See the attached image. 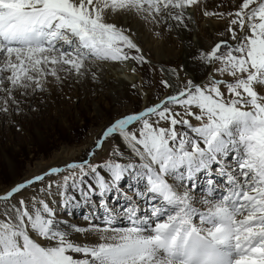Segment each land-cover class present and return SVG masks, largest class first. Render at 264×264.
I'll list each match as a JSON object with an SVG mask.
<instances>
[{"label":"snow or ice","instance_id":"1","mask_svg":"<svg viewBox=\"0 0 264 264\" xmlns=\"http://www.w3.org/2000/svg\"><path fill=\"white\" fill-rule=\"evenodd\" d=\"M221 8L0 0L5 118L41 115L38 97L98 82L113 63L147 66L148 77L131 85L135 106L97 112L82 154L0 177V264H264V0ZM118 18L156 40L190 35L198 18L223 23L169 68Z\"/></svg>","mask_w":264,"mask_h":264},{"label":"bare ground","instance_id":"2","mask_svg":"<svg viewBox=\"0 0 264 264\" xmlns=\"http://www.w3.org/2000/svg\"><path fill=\"white\" fill-rule=\"evenodd\" d=\"M221 1L223 0H219V2L215 0H206V3L208 5V8L212 10L218 3H221ZM227 2L229 3V0H227ZM198 21V26L193 29L190 35L182 34L181 38L172 36L171 39L165 37L162 40H156L146 31L141 30L138 24L128 18H118L116 22L118 24H123L126 27L129 25L133 26V31H137L139 34L145 55L150 57L153 62L157 64V67H159L160 64H164L165 67L171 68L175 67V63L177 61H183L186 52L189 50L187 47L189 40L197 43V45L203 44L206 46L216 39H214V37H216L217 32L221 30V25L223 23L211 18H198ZM133 67L137 68L135 73L131 71ZM146 68L147 66H136L130 62L123 64L113 63L108 65V70L103 73L102 79L100 81L76 84L75 87H73L75 91H66V93L68 95H71L72 99H78L79 102L66 104L63 100L65 97L63 98L61 96V98H63L62 101H59L56 104L53 103L56 106H54V109L52 108L53 111H50V113L54 112L53 114L55 122H50V119H48L49 121L47 120V124L43 123L41 127L35 126L34 128H32V134L28 133L30 138L28 137L29 141H27V149L29 151H32L34 148L37 149L39 145H44L46 143V136L49 137L53 134L58 135L60 131L64 135L67 134L68 136H71L74 130L80 128L81 124H79V122H85V120H88L91 127H93V125L97 126V129L95 130L96 134L100 130V124L103 123L102 120L97 121L94 118L98 111L102 116H106L109 111H113L115 108H119L123 105L133 107V104L135 102L133 103L134 100L129 99L133 96L131 85L133 83L139 85L142 81L148 78L145 75ZM148 75H151V73H149ZM54 91L56 90L51 91L50 95H53ZM49 105L50 104H48V106ZM89 107L91 109L90 111H88ZM82 111L87 112V119H84L81 115ZM49 117H51V114ZM2 118L3 116L0 115V120H2ZM2 134L3 132L0 127V135ZM88 134V137H84L85 139L76 144V148L72 152L71 159L78 156L81 153V150H83L86 145L91 144V141L95 138V134L92 135L91 129L88 131ZM12 145L14 153L19 150V148L15 146L16 144ZM60 159L59 161H61ZM7 166H9V169L12 172V176L17 174L12 163H9ZM47 167L41 170H46ZM41 170H38L37 173H39V171ZM78 215L79 213L77 214V216L73 217V219H80L81 216H79L78 218Z\"/></svg>","mask_w":264,"mask_h":264},{"label":"rangeland","instance_id":"3","mask_svg":"<svg viewBox=\"0 0 264 264\" xmlns=\"http://www.w3.org/2000/svg\"><path fill=\"white\" fill-rule=\"evenodd\" d=\"M215 1L219 2V0H215ZM234 2L235 0H229V3L227 2V0H223L221 1V3L217 4V5H223V8L217 9V10H231L229 8V5ZM215 38H217V36L214 37V39ZM76 84L78 83H72L70 85H65L62 90L59 89L60 91L58 89H55L56 91H54L53 95H50L51 93L50 92L46 96L38 97L37 98L38 103L43 105V113L41 115H36L32 113H22L18 116H13V117H8V118H5L2 115L3 118L2 120H0V127L3 132V134L0 135V177L12 176V172L10 171L9 166H7L9 163H12L16 173L19 172L24 175H31L32 173H37L38 170L44 169L45 167L49 165L55 166L59 162L71 161L72 152L75 150L76 144L80 143L81 140L88 137L89 135L88 131L90 129L92 131V135L95 134V130L97 129V126L93 125V127H91L88 120H85V122L84 121L79 122V124H81L80 128L74 130L71 136H68L67 134L64 135L60 131L61 133L59 132L58 135L53 134L54 136L53 135H50L49 137L46 136L47 138L46 143L44 145L43 144L39 145L37 149L34 147L32 151H29L27 149V145H28L27 141H29V138H30L28 133L32 134V128H34L35 126L41 127L43 123L47 124L49 121L48 119H50V122H55V118L53 114L54 112L50 113V111H53L54 106H56L53 103L56 104L59 101H62V99L65 97L66 91L68 92L75 91L73 87H75ZM61 96L63 98H61ZM63 100L65 101V98ZM77 100L78 99L76 98L72 99L73 103H78L79 101L77 102ZM48 104L50 105L48 106ZM133 106H135V103L133 104ZM50 114H51V117H49ZM13 119L20 121V123L23 126L22 132H16L14 130V128L12 127ZM28 131H31V132H28ZM12 144L14 145L16 144L15 146L19 148V150H17L15 153L13 152ZM29 145H32V144H29ZM83 150H81L80 154H82ZM62 156H63V159H62ZM59 159L61 161H59ZM79 216L80 214L78 215V218Z\"/></svg>","mask_w":264,"mask_h":264}]
</instances>
